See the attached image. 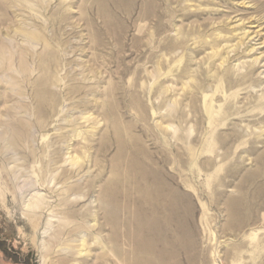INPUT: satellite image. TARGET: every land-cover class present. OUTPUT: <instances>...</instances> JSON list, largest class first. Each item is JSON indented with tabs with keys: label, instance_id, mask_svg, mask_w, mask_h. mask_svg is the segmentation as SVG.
I'll list each match as a JSON object with an SVG mask.
<instances>
[{
	"label": "rangeland",
	"instance_id": "374dc122",
	"mask_svg": "<svg viewBox=\"0 0 264 264\" xmlns=\"http://www.w3.org/2000/svg\"><path fill=\"white\" fill-rule=\"evenodd\" d=\"M263 205L264 0H0V264H264Z\"/></svg>",
	"mask_w": 264,
	"mask_h": 264
},
{
	"label": "bare ground",
	"instance_id": "6f19581e",
	"mask_svg": "<svg viewBox=\"0 0 264 264\" xmlns=\"http://www.w3.org/2000/svg\"><path fill=\"white\" fill-rule=\"evenodd\" d=\"M226 80V79H225ZM227 80H228V78H227ZM229 81V80H228ZM200 90V89H199ZM197 97H194V103H196L197 102ZM204 103H205V110H206V114L208 115V119H209V121H210V125H211V127H213L214 126V128H213V131H214V134L212 135V138H211V140L210 141H208L207 143H206V149H208V151L209 152H213V150L216 148V146H221V147H223L225 144L224 143H226L227 141H230V137L229 136H226V137H224V139H223V137H216L215 136V131H217L216 130V126H218V124H220L222 121H224V119L223 118H225V116H223V115H225V112L223 111L225 108L228 110V111H226L227 113H229L230 112V108H228V107H220V110H219V112H215V108H214V106H213V100H212V98L210 99V97L209 96H206L205 98H204ZM229 105V104H228ZM231 105V104H230ZM213 133V132H212ZM237 137H242V135H240V134H237V135H235V137L234 138H237ZM187 141H188V139H187V137L186 136H184L183 137V146L185 147H183L182 148V150H183V155H184V161L185 162H196V160H197V158H196V156L194 155V153L196 152V150L194 149V148H192V147H189L188 146V143H187ZM227 144V143H226ZM191 153V154H190ZM223 156L225 157L226 155L225 154H223ZM229 157V156H228ZM227 157V158H228ZM226 158V159H227ZM209 160L210 161H213L211 158H209ZM262 161V160H261ZM229 163L230 164H232L233 162H231V161H229ZM150 167V166H149ZM150 173H153V174H160L161 173V170L159 169V168H156V167H151V168H149V170H148ZM154 180V179H153ZM139 186H142L143 185V187H144V190L146 191V193H148V195L149 196H155V197H157V196H160L161 197V195H163V193H164V190H165V188L164 187H162V186H160L159 184H158V182H156L155 181V183L153 184V186H151V185H144V184H138ZM244 189V188H243ZM143 190V189H142ZM243 197H247V194H246V196L243 194V192H242V197L241 198H243ZM238 202V201H237ZM232 203H235V202H233L232 201ZM231 203V204H232ZM242 203H243V201H242ZM241 206H242V204H241ZM240 206V207H241ZM264 206V205H263ZM245 207H247V206H245ZM148 209V208H147ZM239 209V208H238ZM239 211V210H238ZM245 211V210H244ZM241 214V213H240ZM146 216V215H145ZM140 230H142V233H144L145 235H147V236H151L150 234L152 233L153 234V228L152 227H149L148 225H141L140 226ZM150 233V234H149ZM150 243V242H149ZM148 245V244H147ZM149 246H151V244L149 245Z\"/></svg>",
	"mask_w": 264,
	"mask_h": 264
}]
</instances>
